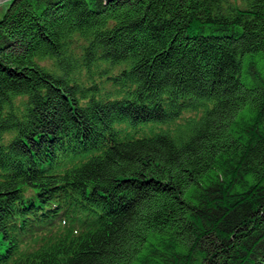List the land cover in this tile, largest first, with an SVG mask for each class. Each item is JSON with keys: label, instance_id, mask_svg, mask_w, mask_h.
<instances>
[{"label": "trees", "instance_id": "trees-1", "mask_svg": "<svg viewBox=\"0 0 264 264\" xmlns=\"http://www.w3.org/2000/svg\"><path fill=\"white\" fill-rule=\"evenodd\" d=\"M0 264H264V0L8 1Z\"/></svg>", "mask_w": 264, "mask_h": 264}, {"label": "rangeland", "instance_id": "rangeland-1", "mask_svg": "<svg viewBox=\"0 0 264 264\" xmlns=\"http://www.w3.org/2000/svg\"><path fill=\"white\" fill-rule=\"evenodd\" d=\"M232 1H237V0H232ZM8 1L7 2H2L0 3V14L3 13V11L5 10V7L7 5ZM77 43H82L81 40H77ZM70 50H71V53L72 55L74 56L75 58V54L77 55V53L79 54L80 53V48L79 46L76 44V40H73L70 44ZM92 60V59H90ZM108 63V60L106 61ZM80 75L83 76L84 75V71L80 69ZM123 123H121L122 125Z\"/></svg>", "mask_w": 264, "mask_h": 264}, {"label": "bare ground", "instance_id": "bare-ground-1", "mask_svg": "<svg viewBox=\"0 0 264 264\" xmlns=\"http://www.w3.org/2000/svg\"><path fill=\"white\" fill-rule=\"evenodd\" d=\"M117 131V130H116ZM116 131H115V133H116ZM118 134V133H117ZM87 154H85V156H86ZM87 158V157H86ZM25 189V188H24ZM83 190V189H82ZM81 190V191H82ZM50 193V192H49ZM85 194V193H84ZM83 195V194H82ZM49 197V196H48ZM85 201H86V199H85ZM64 208V207H63ZM81 209H83V208H81ZM82 213V212H81ZM78 217V216H77ZM69 220V219H68ZM79 221H81L80 220V218H79ZM69 222V221H68ZM79 223H81V222H79ZM71 224V223H70ZM72 224H73V222H72ZM67 226V225H66ZM68 228V227H67ZM71 229H73V228H71ZM71 231V230H70ZM72 232H74V231H72ZM71 239V238H70Z\"/></svg>", "mask_w": 264, "mask_h": 264}, {"label": "water", "instance_id": "water-1", "mask_svg": "<svg viewBox=\"0 0 264 264\" xmlns=\"http://www.w3.org/2000/svg\"><path fill=\"white\" fill-rule=\"evenodd\" d=\"M7 1H12V0H0V3L7 2Z\"/></svg>", "mask_w": 264, "mask_h": 264}]
</instances>
